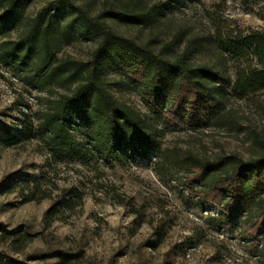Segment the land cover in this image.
I'll return each instance as SVG.
<instances>
[{
    "label": "rangeland",
    "instance_id": "rangeland-1",
    "mask_svg": "<svg viewBox=\"0 0 264 264\" xmlns=\"http://www.w3.org/2000/svg\"><path fill=\"white\" fill-rule=\"evenodd\" d=\"M47 2L32 0L28 16H35ZM103 2L96 0L92 12L97 13ZM148 2L164 3L169 27L114 26L141 43L153 36L170 41L178 30L203 35L217 21L264 31V0ZM16 35L14 30L13 38ZM95 47L84 39L64 44L58 57L88 60ZM183 48L184 44L176 46L177 51ZM196 60L217 64L206 53H199ZM108 77L115 98L138 109L149 124L165 127L121 73L109 70ZM47 96L0 62V121L14 133L22 137L19 130L28 117L38 122L35 115L45 108ZM229 107L237 126L165 129L160 133L162 149L208 158L258 156L264 150L248 133L253 129L264 133V91L232 98ZM5 138L0 131V139ZM157 159L151 154L148 159L114 163L98 156L88 162L58 161L38 137L0 143V264H264V230L249 233L243 226L249 223V210L235 225H223L218 219L221 210L198 205L175 180L183 172L172 168L164 176L155 168ZM60 252L69 254L66 263Z\"/></svg>",
    "mask_w": 264,
    "mask_h": 264
},
{
    "label": "trees",
    "instance_id": "trees-1",
    "mask_svg": "<svg viewBox=\"0 0 264 264\" xmlns=\"http://www.w3.org/2000/svg\"><path fill=\"white\" fill-rule=\"evenodd\" d=\"M31 1L0 0V62L25 84L46 91L47 102L36 113V124L28 117L19 130L22 137L0 121L6 135L1 144L38 137L58 161L88 162L98 156L114 163L156 154L157 171L164 176L172 168L183 172L175 180L201 207L219 208L223 225H235L249 210L245 231L264 230V151L248 159L237 154L208 158L162 149L160 139L165 129L238 125L229 107L232 98L264 91V31L217 21L203 35L178 30L170 41L153 36L141 43L114 24L169 27L163 2L105 0L94 13L96 0H48L30 17ZM83 39L96 44L90 59L58 57L64 44ZM178 44H184L183 50L177 51ZM199 53L214 56L217 64L198 62ZM109 70L137 88L144 104L162 117L164 128L115 98ZM248 135L264 150L263 132L253 129ZM60 255L66 263L69 254Z\"/></svg>",
    "mask_w": 264,
    "mask_h": 264
}]
</instances>
